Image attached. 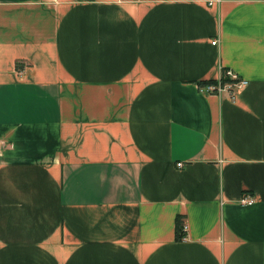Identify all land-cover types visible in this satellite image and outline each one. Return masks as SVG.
<instances>
[{
	"label": "crops",
	"instance_id": "crops-1",
	"mask_svg": "<svg viewBox=\"0 0 264 264\" xmlns=\"http://www.w3.org/2000/svg\"><path fill=\"white\" fill-rule=\"evenodd\" d=\"M0 264H264V0H0Z\"/></svg>",
	"mask_w": 264,
	"mask_h": 264
},
{
	"label": "built area",
	"instance_id": "built-area-1",
	"mask_svg": "<svg viewBox=\"0 0 264 264\" xmlns=\"http://www.w3.org/2000/svg\"><path fill=\"white\" fill-rule=\"evenodd\" d=\"M215 40H211V44H215ZM223 76L227 78L223 83L219 82V77L216 79V83H207L201 88H199L200 91L204 93H214L216 95H220L225 93L230 99H233L235 91L242 87L245 83L246 80L243 78H239L235 73H233L229 69H225L223 71ZM176 165H180V162L176 163ZM253 200L250 197H242L240 198V203L241 204H250L252 203ZM185 229V225H182V230Z\"/></svg>",
	"mask_w": 264,
	"mask_h": 264
},
{
	"label": "trees",
	"instance_id": "trees-1",
	"mask_svg": "<svg viewBox=\"0 0 264 264\" xmlns=\"http://www.w3.org/2000/svg\"><path fill=\"white\" fill-rule=\"evenodd\" d=\"M224 70H225V68H220L219 82H221V83H223L227 79L223 76ZM206 83H216V80H208V81H206ZM175 227H176V237L180 238L182 236V229H181L182 223H180L177 219L175 221Z\"/></svg>",
	"mask_w": 264,
	"mask_h": 264
},
{
	"label": "rangeland",
	"instance_id": "rangeland-1",
	"mask_svg": "<svg viewBox=\"0 0 264 264\" xmlns=\"http://www.w3.org/2000/svg\"><path fill=\"white\" fill-rule=\"evenodd\" d=\"M216 43V42H215Z\"/></svg>",
	"mask_w": 264,
	"mask_h": 264
}]
</instances>
